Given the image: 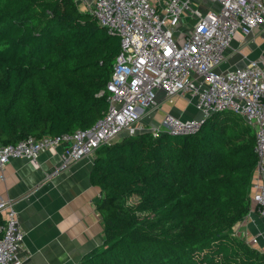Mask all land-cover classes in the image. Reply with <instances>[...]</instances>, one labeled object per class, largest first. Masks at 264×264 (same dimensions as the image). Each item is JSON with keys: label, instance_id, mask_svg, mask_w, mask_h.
<instances>
[{"label": "trees", "instance_id": "trees-1", "mask_svg": "<svg viewBox=\"0 0 264 264\" xmlns=\"http://www.w3.org/2000/svg\"><path fill=\"white\" fill-rule=\"evenodd\" d=\"M119 51L77 0H0V142L92 126ZM255 144L252 126L219 111L188 134L142 131L100 146L90 180L104 241L76 264H264L233 229L253 206Z\"/></svg>", "mask_w": 264, "mask_h": 264}, {"label": "built area", "instance_id": "built-area-1", "mask_svg": "<svg viewBox=\"0 0 264 264\" xmlns=\"http://www.w3.org/2000/svg\"><path fill=\"white\" fill-rule=\"evenodd\" d=\"M87 4L83 6L97 22L120 40L107 83L106 112L88 128L42 138L31 135L14 144L0 142V170L13 158L37 160L42 151L59 146H63L64 167L123 134H188L213 113L232 111L255 129L253 202L254 210L264 217V56L243 67L220 68L235 34L248 35L264 24V0H91ZM175 96L193 100L200 116L183 118L165 112L159 122H145H151L161 104L173 102ZM3 211L0 264H22L18 251L24 232L14 203L1 199Z\"/></svg>", "mask_w": 264, "mask_h": 264}, {"label": "crops", "instance_id": "crops-1", "mask_svg": "<svg viewBox=\"0 0 264 264\" xmlns=\"http://www.w3.org/2000/svg\"><path fill=\"white\" fill-rule=\"evenodd\" d=\"M263 56L264 24L248 35L238 31L220 68L243 67ZM176 97L163 102L153 120L145 122L157 123L165 112L183 118L200 116L193 100ZM178 100L181 105H176ZM62 150L63 146L48 148L37 160L13 158L0 170V200L14 203L24 232L18 251L22 264H76L104 241V220L97 208L101 191L90 180L95 154L62 167ZM254 209L253 202L252 210L233 229L264 252V217ZM0 214L5 222L6 213Z\"/></svg>", "mask_w": 264, "mask_h": 264}, {"label": "rangeland", "instance_id": "rangeland-1", "mask_svg": "<svg viewBox=\"0 0 264 264\" xmlns=\"http://www.w3.org/2000/svg\"><path fill=\"white\" fill-rule=\"evenodd\" d=\"M88 1H89V0H79V4L81 5V8H82V9L87 10L85 7H83V4H84V5H85V4L88 5V4H87ZM179 33H180V32H177L176 35L179 36ZM179 38H182V35H180ZM177 97H178V96H177ZM177 97H176V98H177ZM177 104H178V105H181L182 103H181V101L178 100V101H176V105H177ZM167 106H168V105H167ZM182 107H183V106H182ZM161 119H162V118H161ZM161 119H160V120H161Z\"/></svg>", "mask_w": 264, "mask_h": 264}, {"label": "clouds", "instance_id": "clouds-1", "mask_svg": "<svg viewBox=\"0 0 264 264\" xmlns=\"http://www.w3.org/2000/svg\"><path fill=\"white\" fill-rule=\"evenodd\" d=\"M84 7V6H83Z\"/></svg>", "mask_w": 264, "mask_h": 264}]
</instances>
